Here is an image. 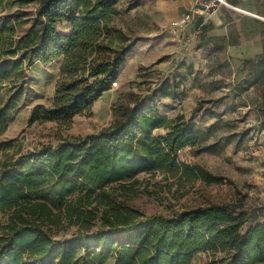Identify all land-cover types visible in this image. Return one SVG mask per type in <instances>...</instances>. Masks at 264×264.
Returning <instances> with one entry per match:
<instances>
[{"label": "trees", "instance_id": "1", "mask_svg": "<svg viewBox=\"0 0 264 264\" xmlns=\"http://www.w3.org/2000/svg\"><path fill=\"white\" fill-rule=\"evenodd\" d=\"M119 1L39 0L27 34L34 41V59L62 61L53 103L36 104L29 124L70 125L118 79L137 42L111 25ZM258 58L255 78L264 74L263 58L260 54ZM8 68L0 62V81L8 77ZM180 86L181 81L165 79L150 96L122 106L110 126L45 144L6 162L0 168V215L7 214L6 220L0 219V264H192L200 251L222 252V264L264 262V221L250 222L236 203L200 205L172 216H146L122 205L104 209L102 223L93 231L85 228L68 237L52 231L64 211L82 218V200L114 204L107 188L125 187L142 172L160 171L207 183L224 180L202 164L180 157L183 148L196 144L200 127L183 113L171 121L155 102L158 91L180 98ZM7 108L0 105V136L9 127ZM159 128L166 133H156ZM7 144L0 140V153ZM76 194L80 204H67ZM96 209L85 214L94 218Z\"/></svg>", "mask_w": 264, "mask_h": 264}, {"label": "rangeland", "instance_id": "2", "mask_svg": "<svg viewBox=\"0 0 264 264\" xmlns=\"http://www.w3.org/2000/svg\"><path fill=\"white\" fill-rule=\"evenodd\" d=\"M236 1L229 3L236 5ZM248 2L254 7V0ZM191 3V0H120L111 25L137 42L114 81L118 85L112 83L99 101L65 125L56 121L28 122L36 104L53 103L62 61L57 58L44 63L34 59V41L27 34L36 19L39 0H0V62L9 66L10 72L0 81V105H8L9 122L0 136L1 141L8 143L0 153V168L45 144L72 140L110 126L119 117L122 106L134 105L137 98L150 96L169 79L181 81L178 91L182 95L172 98L158 91L155 102L159 111L171 121L180 113L193 117L201 130L196 144L180 151L181 159L200 163L224 177L222 182L207 183L160 171L142 172L125 187L114 184L107 188L114 204L98 203L95 196L90 204L86 200L80 204L78 194L73 195L67 204H80L85 212L97 207L95 217L90 218L84 212L78 220L77 214L70 216L64 211L61 222L52 225L57 237L78 234L85 228L93 231L100 227L104 209L122 205L146 216H172L200 205L236 203L247 212L250 222L263 220L264 74L258 78L253 74L259 54L236 59H222L216 54L208 46L210 36L206 28H211V17L216 13L199 15L183 28L174 29L175 22ZM253 17L251 21L243 20L240 26L249 30L247 38L260 37L264 44V18ZM260 55L264 61V46ZM156 133L165 134L166 129L159 128ZM205 146L210 148L204 149ZM0 219L6 220L7 214L2 213ZM222 255L200 251L192 264H222Z\"/></svg>", "mask_w": 264, "mask_h": 264}, {"label": "crops", "instance_id": "3", "mask_svg": "<svg viewBox=\"0 0 264 264\" xmlns=\"http://www.w3.org/2000/svg\"><path fill=\"white\" fill-rule=\"evenodd\" d=\"M248 1L249 0H237L236 5L230 3L231 6H222L218 12H215L216 16L213 15L211 17L213 20L211 28L209 29V27H206L207 34L208 36H210V44L208 46L211 45L215 53L222 56V59H224L225 57L236 59L238 56L251 58L263 52L264 44L261 38H247L246 33L249 30L243 29L240 25L245 19L248 21L254 19L253 16L257 18H264V0H258L263 4L255 2L254 0V7H251L250 2ZM229 7L239 10L241 8L245 9L244 7H249L251 9L245 10H249L254 14L249 15V13H247L246 15V11L244 10H241L244 11V13L230 11ZM235 24L237 29L235 27ZM258 221H264V217L263 220H257L254 222Z\"/></svg>", "mask_w": 264, "mask_h": 264}, {"label": "built area", "instance_id": "4", "mask_svg": "<svg viewBox=\"0 0 264 264\" xmlns=\"http://www.w3.org/2000/svg\"><path fill=\"white\" fill-rule=\"evenodd\" d=\"M191 2V6L175 22L174 29L183 28L199 15L215 13L225 5L231 6L229 0H191Z\"/></svg>", "mask_w": 264, "mask_h": 264}, {"label": "bare ground", "instance_id": "5", "mask_svg": "<svg viewBox=\"0 0 264 264\" xmlns=\"http://www.w3.org/2000/svg\"><path fill=\"white\" fill-rule=\"evenodd\" d=\"M240 10H244V11H246V13H249V14H254V13L250 12L249 10H245V9H242V8ZM117 85H118V82H115L114 86H117ZM99 99L97 101H99Z\"/></svg>", "mask_w": 264, "mask_h": 264}]
</instances>
